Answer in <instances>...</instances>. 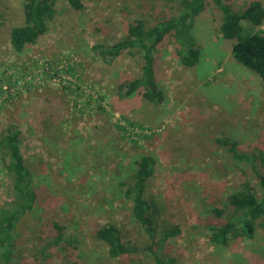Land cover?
I'll list each match as a JSON object with an SVG mask.
<instances>
[{
    "label": "rangeland",
    "instance_id": "374dc122",
    "mask_svg": "<svg viewBox=\"0 0 264 264\" xmlns=\"http://www.w3.org/2000/svg\"><path fill=\"white\" fill-rule=\"evenodd\" d=\"M220 1L237 13L251 1L264 8V0ZM179 2L80 0L76 10L68 0H54L46 32L15 52L9 32L23 24V0H0V133L11 125L19 131L36 195L16 226L20 264H156L124 196L133 160L144 154L156 161L144 192L156 239L161 231L176 232L158 251L151 246L164 264H264V216L251 237L230 236L225 245L209 240L210 226L240 213L228 196L245 181L258 188L250 165L235 163L218 140L241 153H264V89L257 74L232 58L213 2L205 0L188 26L157 44L159 105L119 89L140 76L138 52L104 62L93 51L124 38L136 20L149 28L176 18ZM242 25L264 32V19L255 29ZM188 46L197 52L192 67L178 56ZM254 164L264 176L259 160ZM10 184L0 164V208L12 200ZM54 223L62 227L56 244ZM103 225L116 226L132 252L109 258L95 238Z\"/></svg>",
    "mask_w": 264,
    "mask_h": 264
},
{
    "label": "trees",
    "instance_id": "16d2710c",
    "mask_svg": "<svg viewBox=\"0 0 264 264\" xmlns=\"http://www.w3.org/2000/svg\"><path fill=\"white\" fill-rule=\"evenodd\" d=\"M221 12V20L217 31L221 38L231 43V56L243 67L257 74L264 89V32L259 30L246 31L242 21L249 23L255 29L264 19V8L258 1H251L241 12L232 10L221 3L220 0H211ZM69 5L80 10V0H68ZM205 0H180V11L176 18L156 23L154 26L144 28L143 20H136L128 26L124 38L109 47L94 46V54L104 62L120 56L123 52L133 54L138 52L143 64L140 76L131 81H124L119 89H125V95L133 93L155 105L163 102V93L158 89L154 77L153 53L169 31L177 34L180 27L185 28L191 19L199 15L204 9ZM23 24L11 28L9 43L15 52L22 51L27 45L35 44L46 32L48 23L53 19L54 0H23ZM188 46L181 52L178 51L180 63L192 67L197 63V52ZM225 146L233 161L237 164L250 165L257 180L258 188L245 181L241 189L230 194L228 204L239 215L231 216L226 222L218 226H210V242L225 245L229 237L245 235L251 237L256 220L264 216V176L257 170L254 162L259 160L264 167V153L259 151L258 156L238 152L232 143L218 140ZM155 159L151 154H144L133 160V172L125 184L124 196L131 202V215L141 227L151 246L157 247L173 237L176 232L172 230L161 231L156 239V224L153 217L152 204L144 197L148 178L153 173ZM0 164L10 175V189L12 200L7 207L0 208V264H20L17 257L16 226L21 219L32 209L36 195L32 179L24 158L20 151V133L14 126H9L0 133ZM259 194V195H258ZM217 216L222 211L215 209ZM238 226V227H237ZM56 231L53 243L61 241V230L53 224ZM95 238L107 246L109 258L115 259L132 252L120 240V233L114 225H103L95 231ZM149 252L154 257L156 264H164L157 252ZM170 264V262H168Z\"/></svg>",
    "mask_w": 264,
    "mask_h": 264
}]
</instances>
